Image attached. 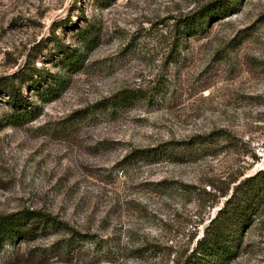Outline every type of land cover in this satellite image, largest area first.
Here are the masks:
<instances>
[{"label":"rangeland","instance_id":"obj_1","mask_svg":"<svg viewBox=\"0 0 264 264\" xmlns=\"http://www.w3.org/2000/svg\"><path fill=\"white\" fill-rule=\"evenodd\" d=\"M211 1L0 0V215L42 211L74 230L6 244L0 264H185L264 170V0H224L184 30ZM12 83L35 118L9 122ZM122 89L141 96L100 108ZM206 138L187 162L131 154ZM235 234L228 264H264V198Z\"/></svg>","mask_w":264,"mask_h":264},{"label":"trees","instance_id":"obj_2","mask_svg":"<svg viewBox=\"0 0 264 264\" xmlns=\"http://www.w3.org/2000/svg\"><path fill=\"white\" fill-rule=\"evenodd\" d=\"M230 4L224 0H214L203 6L200 10L189 15L184 20V30H196L202 26L205 18L212 14L224 13L230 9ZM94 35L90 30L80 33L81 41L90 42ZM65 65L69 68L79 66L80 56L78 49L67 48ZM3 93H8L11 98V112L8 114L10 123H22L35 118L40 110L25 97L21 90L11 85H2ZM51 98L59 93V88L49 84L47 91ZM140 92L132 89H122L100 102L102 110H115L125 107L139 98ZM208 139L184 141L179 144L161 146L159 148L135 149L131 154L139 159L149 160L159 156H168L173 161L183 162L198 158L201 145ZM264 198V170L242 180L235 188L232 195L226 200L225 205L205 229L204 235L197 240L196 246L187 257L185 264H228L238 255L239 243L236 240V230L245 224L256 211L257 206ZM70 226L62 222L57 216L36 210L0 215V247L12 244L18 240L33 241L40 237L54 233H74ZM238 239V238H237Z\"/></svg>","mask_w":264,"mask_h":264}]
</instances>
